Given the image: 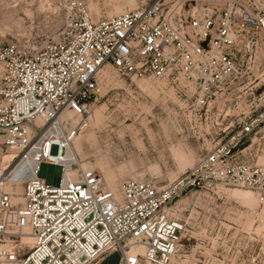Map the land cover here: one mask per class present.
Returning a JSON list of instances; mask_svg holds the SVG:
<instances>
[{"label":"built area","instance_id":"2783aa9c","mask_svg":"<svg viewBox=\"0 0 264 264\" xmlns=\"http://www.w3.org/2000/svg\"><path fill=\"white\" fill-rule=\"evenodd\" d=\"M0 64V155H18L10 171L0 163V264H99L113 252L120 264L198 263L205 245L178 199L201 207L238 187L264 206V166L247 157L264 136V0H151L97 22L88 0H0ZM108 69L184 99L186 125L212 148L176 182L129 180L118 196L67 157ZM43 163L56 184L40 178Z\"/></svg>","mask_w":264,"mask_h":264},{"label":"rangeland","instance_id":"374dc122","mask_svg":"<svg viewBox=\"0 0 264 264\" xmlns=\"http://www.w3.org/2000/svg\"><path fill=\"white\" fill-rule=\"evenodd\" d=\"M150 1L88 0V5L92 20L97 22ZM88 108L90 113L75 145L82 147L84 166L97 170L118 196L129 180L152 179L161 185L176 182L212 148L205 147L199 132L186 125L184 99L166 82L121 77L108 69ZM7 154L0 155V163ZM52 154H57L56 147ZM247 155L252 163L264 166V136L254 140ZM39 176L49 185L58 182L57 168L48 163L42 164ZM23 190L19 183L8 186L16 202L22 200ZM241 191L248 190L231 187L220 191V197L211 193L201 207L184 197L177 200L178 207L190 203L178 216H194V231L205 245L201 262L192 264H264V206L254 199L248 203ZM24 241L22 247L28 251L31 239L24 236ZM4 244L0 242V247ZM99 264H120L119 254L110 253Z\"/></svg>","mask_w":264,"mask_h":264},{"label":"bare ground","instance_id":"6f19581e","mask_svg":"<svg viewBox=\"0 0 264 264\" xmlns=\"http://www.w3.org/2000/svg\"><path fill=\"white\" fill-rule=\"evenodd\" d=\"M75 121H76L75 123H77V120H75ZM82 155H83L82 147H81V145L79 143L76 142V145L74 144V150L69 152L67 157L68 158H73V159L77 160L80 164L84 165L83 164V159H80ZM16 158H18L17 151H12L10 154L5 155L2 158V167H3V169H7V171H10L13 168V165H14V163L11 164V165H10V163L14 162V160ZM73 173L75 174L76 171H73ZM26 179L27 178H26L25 172H20V173L17 172L15 178L13 179V182L23 185V183H24V181ZM16 194H17V192L15 193V195ZM241 194H242L241 195L242 198H244L245 201H247L248 203H250L251 199L257 200L255 198V196L250 191H241ZM16 199H18V198H16ZM24 236H27V237H29L31 239V237L27 233L22 234V238H23V242L24 243H26L24 241ZM31 243H32V239H31V242L28 243V244H31Z\"/></svg>","mask_w":264,"mask_h":264}]
</instances>
